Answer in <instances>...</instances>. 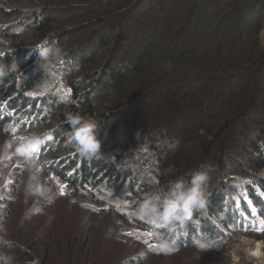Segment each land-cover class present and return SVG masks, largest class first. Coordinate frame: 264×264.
Returning <instances> with one entry per match:
<instances>
[{
	"label": "trees",
	"instance_id": "obj_1",
	"mask_svg": "<svg viewBox=\"0 0 264 264\" xmlns=\"http://www.w3.org/2000/svg\"><path fill=\"white\" fill-rule=\"evenodd\" d=\"M37 1L51 7L34 19L37 41L60 51L47 58L34 51L22 75L0 87V126L12 142L42 134L44 143L32 158L42 171L54 168L66 187L70 183L90 194L98 210L114 213L130 229L126 234L163 255L222 249L237 226H245L254 212H264V172H256L264 171V0ZM52 7L63 16L52 17ZM10 16L0 10V23ZM0 38L21 41L23 36L2 31ZM91 48L85 57L77 52ZM35 62L39 65L34 69ZM83 70L94 71L84 94L77 86ZM44 83L63 89L71 102L52 103ZM104 94L114 98L104 103L111 113L103 112L99 120L96 96ZM67 113L97 121L102 142L98 159L77 155L79 163L71 161L77 151L68 135L63 138V131L71 130ZM50 116L63 121L64 128L49 130ZM205 162L215 166L218 188L193 221L167 233L173 243L163 244L160 237L166 230L136 215L138 203L154 182L163 189ZM236 173L252 179L246 195ZM98 183H104L103 190ZM11 192L0 187L9 206ZM173 248L177 250L168 251ZM48 254L40 252V264L51 263ZM107 254L73 247L66 248L63 259L65 264H118ZM137 255L142 260L135 262V257L128 264L153 260H144L143 252ZM20 257L24 264H36L31 252L22 251Z\"/></svg>",
	"mask_w": 264,
	"mask_h": 264
},
{
	"label": "rangeland",
	"instance_id": "obj_2",
	"mask_svg": "<svg viewBox=\"0 0 264 264\" xmlns=\"http://www.w3.org/2000/svg\"><path fill=\"white\" fill-rule=\"evenodd\" d=\"M46 6L37 0H0V10L11 13L9 18L0 23V32L4 31L5 34L9 33L11 36L15 34L23 36L21 41L0 38V61L7 63L10 58H13L12 61L15 59L19 67L16 72L0 78L1 88L9 86V81L13 75H22L29 66L27 63L30 61L33 52L39 51V47L44 48L46 41H37L32 26L36 24L34 19L37 17V12ZM77 6V9L80 8ZM50 9L51 7L47 6L46 10ZM52 12V17L61 18L63 16L62 11L57 8L52 7ZM65 28L67 30L72 29L67 25ZM261 40L264 45V29L261 32ZM91 50L92 48L87 52L80 49L77 52L85 57L91 53ZM103 53L105 56L112 54L110 52L106 54L105 51ZM38 65L39 62H35L34 69ZM93 74L94 71L92 70H83L78 74L77 86L82 94L90 88V79ZM42 83L43 81L39 84ZM43 85L49 88L46 89L45 96L52 103L67 104L71 102L63 89H57L55 86L46 83ZM100 96L102 97L96 96V100L97 98L100 99L95 108L97 109L95 117L99 120L103 118V112L105 114L111 113L105 109L104 103L112 101L114 98V95L111 94L108 97L106 94ZM46 108L44 107L45 111L50 109ZM10 116L13 117V113H10ZM57 118L49 117L47 120L49 130L59 132L64 128L63 121H59ZM8 123L9 121L4 124ZM69 133L70 131H63V138L66 139V135ZM39 135L42 136V134ZM11 142L10 136L6 135L0 126V148L6 143L11 144ZM104 146L106 145L104 144ZM77 155L80 154L77 152L71 155V161L79 163ZM83 158L96 160L99 157L83 156ZM106 160L108 159L106 158ZM46 171H42L39 166L38 168H30L28 163L17 156L12 149L7 152L0 151V187H4V193L7 194L12 191L14 194V201L12 205L10 204L11 206L7 205L0 197V248L3 249L0 251V264H24L19 260L22 251L31 252L34 257L32 262L36 264H40L39 261L42 256L39 255L40 252L46 254L49 252L51 261L49 264H65L63 259L65 250L66 248L73 249V247H76L77 250L80 247L96 250L98 255L108 253L105 257H109L110 254L112 256L110 261H116L118 264H128L135 257H137L135 262L139 259L142 260V257H138L137 252L145 254L144 260L153 258L150 264H264V212H254L252 217L246 219L245 226H237L233 235L226 239L222 249L218 248L208 252L184 249L178 250L172 255H163L149 252L146 246L126 234V230L130 229L126 228L114 213L98 210V203L90 199V194L86 196V192L77 189L70 183H68V187L63 188L62 193L61 186L65 182L61 180L60 173H56L54 168H48ZM256 172L261 176L264 171L258 169ZM236 175L238 174L236 173ZM30 177H32L31 180ZM238 177L244 184L246 195V186L252 184V179H243L240 175ZM102 180L100 182H103ZM30 183L33 188L40 186L50 191L46 194H36L28 190ZM103 184L98 183V187L102 190ZM86 199L89 200L85 201ZM2 204L6 207V213L3 211L4 206H1ZM15 244L21 250H14ZM172 250L176 251L177 249L173 248ZM10 251L13 253L9 254ZM38 251L40 252L38 253ZM250 252L251 254L255 253L254 255H258V257L252 256L249 254ZM148 254L151 256L148 257Z\"/></svg>",
	"mask_w": 264,
	"mask_h": 264
},
{
	"label": "clouds",
	"instance_id": "obj_3",
	"mask_svg": "<svg viewBox=\"0 0 264 264\" xmlns=\"http://www.w3.org/2000/svg\"><path fill=\"white\" fill-rule=\"evenodd\" d=\"M40 56L47 58L50 55L59 54V49L54 47L40 48ZM166 67H171L167 65ZM19 69L16 60L11 63L0 61V78L14 73ZM66 121L70 124L71 130L67 142L84 157H99L101 155L102 142L99 139L97 121L83 116L80 113H67ZM51 139V135H47ZM44 143V137L39 134L24 136L19 141L6 143L0 151L7 152L12 149L14 153L28 163L30 168H38L33 161V155L40 150ZM214 165L205 162L200 167L193 170L187 176L177 177L170 181L165 188L161 189L157 182L151 190L144 193L136 208V215L142 219L156 224L165 229L160 239L163 244H169L167 233L177 232L181 226H187L189 221L194 220V215L198 210H205L209 203V197L213 189L218 188L215 183ZM32 177H30V180ZM28 190L36 194H46L50 190L37 186ZM198 223L199 220H195ZM200 248L206 247V242L196 240Z\"/></svg>",
	"mask_w": 264,
	"mask_h": 264
},
{
	"label": "snow or ice",
	"instance_id": "obj_4",
	"mask_svg": "<svg viewBox=\"0 0 264 264\" xmlns=\"http://www.w3.org/2000/svg\"><path fill=\"white\" fill-rule=\"evenodd\" d=\"M22 139V138H21ZM66 187L64 185L61 186V192L63 193V188ZM168 251H172V249H168Z\"/></svg>",
	"mask_w": 264,
	"mask_h": 264
},
{
	"label": "bare ground",
	"instance_id": "obj_5",
	"mask_svg": "<svg viewBox=\"0 0 264 264\" xmlns=\"http://www.w3.org/2000/svg\"><path fill=\"white\" fill-rule=\"evenodd\" d=\"M243 243H244V242H243ZM243 243H242V244H243ZM244 246H245V245H244ZM246 249H247V248H246ZM244 250H245V249H244ZM239 251H240V250H239ZM249 254H251V252H250ZM254 254H255V253H252L251 255H252V256H255V257H258V255H254Z\"/></svg>",
	"mask_w": 264,
	"mask_h": 264
}]
</instances>
